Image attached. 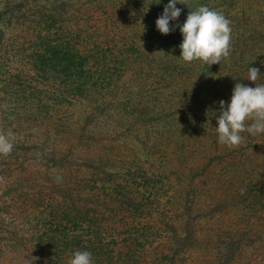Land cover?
<instances>
[{
  "label": "rangeland",
  "instance_id": "rangeland-1",
  "mask_svg": "<svg viewBox=\"0 0 264 264\" xmlns=\"http://www.w3.org/2000/svg\"><path fill=\"white\" fill-rule=\"evenodd\" d=\"M157 2L0 0V133L13 134L12 154L0 155V264H65L85 244L115 247L136 232L152 236L144 263L163 264L158 251L187 226L207 247L208 263L236 264L239 247L264 251V213H255L256 228L237 189L244 170L264 176V133H241L238 146L226 147L213 129L234 85L259 83L246 77L248 67L264 65V0H177L170 27L201 5L230 21L229 56L210 66L178 58L179 27L158 33L168 0ZM47 45L85 59L83 79H64L59 65L37 67L32 59ZM86 155L99 172L76 233L66 218L58 222L73 213L72 200L82 202L61 175L86 165ZM123 196L139 204L121 205ZM236 225L239 236L228 230ZM63 227L78 237L73 245L52 236ZM51 244L72 249L60 255ZM106 257L92 260L117 263Z\"/></svg>",
  "mask_w": 264,
  "mask_h": 264
},
{
  "label": "trees",
  "instance_id": "trees-1",
  "mask_svg": "<svg viewBox=\"0 0 264 264\" xmlns=\"http://www.w3.org/2000/svg\"><path fill=\"white\" fill-rule=\"evenodd\" d=\"M40 48V47H39ZM33 62L36 63V66L39 67L41 70L44 69H55L57 68V65L62 66L61 69V76L64 79L68 80H82L83 76L85 75L84 72V65L86 63L85 59H75V57L72 56V54L64 47H49L48 45L46 47H42V50L39 49V51H36L35 56L33 57ZM76 60V61H75ZM258 73L260 74L258 76L257 81L259 83L256 84H264V65H259ZM249 82V81H248ZM255 86V85H254ZM11 152L5 155L8 157ZM1 155V154H0ZM84 158L82 161L86 164L84 166H76V169L74 171L68 170V175L67 174H62L61 178L64 180V183L66 187L64 188L67 193L71 192H76L77 194L72 195V199H77L82 202H75L72 200V203L76 206L78 205L77 210L76 207L74 206L73 208V213H69L65 211V214L61 215L59 218L61 221L58 222H65V223H70L73 224L76 229V233L78 232L77 230L81 227L84 217L89 215V209L90 205L87 203V198H85L86 194L89 192V189H91V186L93 184V181L95 178L94 176L97 174L96 169L98 168L95 166L93 163L94 161L91 160L89 155L83 156ZM15 159V157H14ZM56 160L52 161V164L58 165ZM61 161V160H60ZM61 164V163H59ZM250 170V169H249ZM99 172V171H97ZM257 173V172H256ZM254 171H251L249 173H246V171H242L241 174L238 176V188L240 190V195L245 196L244 198H248L249 201H244V204H242L241 209H245L250 206V212L253 214L250 216H253L255 219H258V225L256 228L260 227L262 224V218L259 216L255 215L257 212H262L264 213V176L261 177L260 179L255 178ZM260 174V173H259ZM67 198L68 195L64 194ZM102 196V195H100ZM105 196V195H104ZM129 202L130 205L133 206V204H139L136 202V200L132 201L130 198L123 196V199L120 201L121 205H124L126 202ZM83 203H86L87 206L85 207ZM68 204H70V201H68ZM72 204V205H73ZM82 204V206H81ZM138 207V205H136ZM200 205L197 203V210H199ZM84 208V211H82ZM249 215V213H247ZM66 218V220L62 219ZM180 221L177 219V221H174V229H179L180 228ZM178 226V227H177ZM188 226L186 229L185 235L182 237H178L176 234L174 242L175 244L173 245L172 242L169 244L168 250L164 249L166 248V245L162 247L158 252H162V255H164L167 259L164 258L166 261L163 264H214V259L208 263V260L211 258L208 257L207 255V247L203 244V242L199 241L198 236L196 235V231L194 230V226L191 227V233H188ZM250 229H253L251 226H249ZM254 228V229H256ZM234 230V234H237L239 236L240 234V228L239 225L236 226H231L228 228V230ZM68 230L63 227L62 231L59 229H55L54 232H52V236H57V238L60 239L61 243L66 247L69 246L70 244H74L75 240L78 239L76 236L69 235L70 233H67ZM67 233V234H66ZM228 235H231V233H228ZM262 235H258V237H261ZM152 239V236L147 235V233H142L136 232L134 234H131L127 237V240H125L122 245H116L115 247L113 246H103V245H97L94 246L92 249H89L86 247V244L82 247L81 251L87 250L91 253L92 256L95 258L100 257L101 255H106L107 257H111L112 255L114 258L117 260L116 264H138L139 259L143 260L141 264H145L144 262H147L148 258L146 253L147 248L146 244L149 240ZM72 240V243H71ZM53 244V243H52ZM50 245L51 247L49 248L52 251H57V248L54 249L52 247L53 245ZM79 243L76 241V245L78 246ZM150 245L148 246V248ZM206 248V249H205ZM61 249V248H60ZM59 249L60 255L63 254L64 252L66 253L67 251L71 250L72 248H64L62 249L63 251ZM180 250H183V253H179ZM185 251V252H184ZM253 257V260L249 261L251 257ZM238 255V258L236 257ZM243 255V258H242ZM186 256V257H184ZM58 257V256H57ZM106 257V258H107ZM98 260H103V257L99 258ZM106 260V259H104ZM231 260L235 261L236 264H264V251L260 252V247L253 246L252 249L250 248H243L239 247L235 254L231 255ZM244 262H243V261ZM53 264H59V263H53ZM60 264H63L60 262ZM68 264V263H65ZM94 264V261H93ZM97 264H112L110 261L104 262H98ZM230 264V263H229ZM233 264V263H232Z\"/></svg>",
  "mask_w": 264,
  "mask_h": 264
},
{
  "label": "clouds",
  "instance_id": "clouds-1",
  "mask_svg": "<svg viewBox=\"0 0 264 264\" xmlns=\"http://www.w3.org/2000/svg\"><path fill=\"white\" fill-rule=\"evenodd\" d=\"M176 4L177 0H168L155 20L158 33L167 35L179 27L182 39L178 45V58L181 61H200L209 66L220 64L221 59L230 53V21L222 12L201 5L189 11L182 24L170 27L169 21H176L180 16L181 9L175 7ZM259 75L257 68L248 67L246 80L254 83ZM213 129L217 143L226 147L238 146L243 140L241 133L253 136L264 133V84L248 87L236 83L227 104L219 101V113ZM12 136L11 132L0 133V154L7 155L12 151ZM68 264H93L92 255L87 250H76Z\"/></svg>",
  "mask_w": 264,
  "mask_h": 264
}]
</instances>
